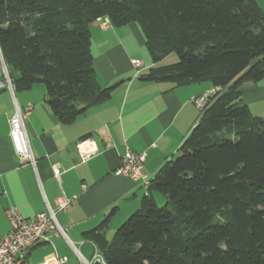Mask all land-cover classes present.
Instances as JSON below:
<instances>
[{"label":"trees","instance_id":"16d2710c","mask_svg":"<svg viewBox=\"0 0 264 264\" xmlns=\"http://www.w3.org/2000/svg\"><path fill=\"white\" fill-rule=\"evenodd\" d=\"M102 17L139 26L153 62L139 79L216 90L114 237L105 218L83 238L108 264H264V118L241 98L264 79L257 0H0V61L13 88L42 83L64 125L114 88L93 66L90 24ZM171 53L177 61L159 65Z\"/></svg>","mask_w":264,"mask_h":264},{"label":"crops","instance_id":"0c3cea01","mask_svg":"<svg viewBox=\"0 0 264 264\" xmlns=\"http://www.w3.org/2000/svg\"><path fill=\"white\" fill-rule=\"evenodd\" d=\"M105 20L102 17L90 24L91 53L99 83L114 88L110 98L71 124L57 120L45 102L42 83L26 90H15L11 83V90L0 61V237L10 229L4 211L9 204L30 218L45 211L47 203L54 207L57 198L64 196L70 204L56 214L57 220L74 248L90 259L93 244L83 238V232L107 218L103 232L111 240L118 226L140 207L146 192L140 180L113 173L125 146L145 153L143 171L150 179L176 156L200 116L193 98L209 92L212 85L139 79L153 65L139 26L129 22L103 27ZM133 59L142 62L138 75ZM241 98L253 116L264 118V79L244 86ZM15 104L21 110L31 105L24 125L35 168L17 157L8 134ZM82 139H90L97 148L84 162L75 147ZM54 165L61 171L59 178L53 175ZM157 194L153 192L155 200L163 201ZM50 242L30 249L22 264H55L56 256L67 257L64 264H80L62 236L52 234Z\"/></svg>","mask_w":264,"mask_h":264},{"label":"built area","instance_id":"2783aa9c","mask_svg":"<svg viewBox=\"0 0 264 264\" xmlns=\"http://www.w3.org/2000/svg\"><path fill=\"white\" fill-rule=\"evenodd\" d=\"M108 25H110V22L106 17L102 26L107 27ZM131 64L136 69V74L138 75L142 62L133 59L131 60ZM2 65L7 84L12 90L11 80L8 78L6 67L3 63ZM215 90L216 89L213 88L209 92L202 93L193 98V102L199 110L205 106L210 95H212ZM30 109L31 105H27L25 109L21 110L15 104L14 112L8 119V134L17 157L21 162H26L35 168L36 161L32 154L24 125V120ZM75 147L82 162L97 152L95 144L90 139L79 140L75 144ZM144 160V152H135L125 146L120 155L119 165L113 170V173L118 176L127 177L133 181L140 180L147 188L149 178L143 171ZM52 170L54 177L59 178L61 173L60 169L54 165ZM82 187L85 188V185H82ZM69 204V198L60 196L57 198L54 207H51L47 203L45 211L37 213L30 218L23 217L16 206L9 204L4 211L10 229L5 235L0 237V264H22L30 249L44 243L51 244L50 236L52 234L60 235L65 239L68 245L74 249L80 264H108L97 245L93 242H91L93 244V254L90 259L84 258L78 250L74 248L56 217L58 212L66 211ZM66 261L67 257L65 256H56L55 258V264H64Z\"/></svg>","mask_w":264,"mask_h":264},{"label":"rangeland","instance_id":"374dc122","mask_svg":"<svg viewBox=\"0 0 264 264\" xmlns=\"http://www.w3.org/2000/svg\"><path fill=\"white\" fill-rule=\"evenodd\" d=\"M257 3L259 5V8L264 13V0H257ZM177 61V56L175 53H171L167 55L166 57L162 58L161 61H159V65H166V64H172ZM159 195L158 197H162V195ZM163 198V197H162ZM156 203L158 206H162L164 204V201L157 199Z\"/></svg>","mask_w":264,"mask_h":264},{"label":"water","instance_id":"95a60500","mask_svg":"<svg viewBox=\"0 0 264 264\" xmlns=\"http://www.w3.org/2000/svg\"><path fill=\"white\" fill-rule=\"evenodd\" d=\"M1 62L3 63V61L1 60ZM4 64V63H3ZM5 65V64H4Z\"/></svg>","mask_w":264,"mask_h":264}]
</instances>
